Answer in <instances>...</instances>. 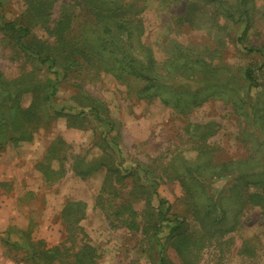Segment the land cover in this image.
I'll use <instances>...</instances> for the list:
<instances>
[{"label": "rangeland", "instance_id": "rangeland-1", "mask_svg": "<svg viewBox=\"0 0 264 264\" xmlns=\"http://www.w3.org/2000/svg\"><path fill=\"white\" fill-rule=\"evenodd\" d=\"M36 1L46 4L35 20L36 39L48 38L41 22L45 19L46 25H51L65 3L72 4L79 22H90L91 12L96 11L95 5L99 3V0H0V19L28 21V4ZM120 1L138 7L143 26L141 39L152 48L165 74L171 67L169 60L184 45L192 54L224 65L227 69L223 71L239 85V91L215 87L206 101L182 112L180 106L168 104L160 97L151 101L140 98L136 93L139 83L134 81L131 85L123 83L108 73L80 77L84 90L107 105L114 120L109 125L98 121L93 113H82L87 108L77 95L79 82H74L71 75L61 77L51 104L47 103L49 109L41 104L43 124L35 130L33 138L7 144L0 150V264H28L24 261L28 242L34 243L36 249L40 247L35 243L38 240L47 248L61 245L64 236L60 212L68 201L84 204L85 218L80 224L88 242L96 248L95 264H160V246L154 247L155 241L149 236L128 227L130 212L124 208L132 205L139 214L146 210L149 206L146 190L155 206L160 204L163 210L169 206L172 217H185L189 229L199 231L200 236V225L194 220L186 193L176 178L186 168L183 161L191 167L199 156L213 163L237 164L232 174L212 178L204 189L194 182V191L200 194L198 200L214 207L218 215H221L219 207L226 209L227 225H234L233 231L223 237L204 238L195 251L196 264H264L262 208L242 206L231 191L233 178L241 169L261 170L264 164V68L261 72L258 69L264 65V56L248 53L238 42L245 24L210 20L212 9L201 2ZM254 5L248 39L260 45L264 42V0H254ZM12 41L0 29V71L10 79L39 65L26 60ZM248 66L260 75L261 84L256 87H248L244 79L243 71ZM38 67L36 79L54 78L45 66ZM178 76L171 72L165 80H180ZM33 98L32 91L25 92L21 106L27 107ZM63 107L67 115L52 114ZM254 109L262 117L258 121ZM80 112V116L72 114ZM50 148L57 151L52 160H47L50 169L62 171L52 182L46 181L38 167ZM99 159L119 172L118 182L106 178L104 166L85 177L74 169ZM245 186L239 183L237 187L245 189ZM213 197H217L216 201ZM172 225L173 222H165L158 237L170 263L181 264L175 247L165 238ZM15 241L22 246L13 244ZM67 244L71 245L70 241Z\"/></svg>", "mask_w": 264, "mask_h": 264}, {"label": "trees", "instance_id": "trees-1", "mask_svg": "<svg viewBox=\"0 0 264 264\" xmlns=\"http://www.w3.org/2000/svg\"><path fill=\"white\" fill-rule=\"evenodd\" d=\"M186 1L190 4L194 1L210 6L209 8L212 9L210 20L213 19L215 22L224 20L226 23L245 24L242 34L238 37V42L243 44L248 53L264 56V42L254 45L248 39V30L253 22L254 0ZM42 2L36 1L28 4L27 11L30 12L28 21L0 19V29L3 35L13 40L14 46L26 60L38 62L39 65L45 66L47 73L54 74V78L46 76L44 80L36 79L35 74L39 76V65L29 70L26 69L11 79L6 78L0 71V150L7 144H16L19 141L33 138L35 130L43 124L41 104L46 110L49 109L47 103L51 104L57 92V83L63 76L71 75L70 78H74V82H79L77 83L80 85L77 87V95L82 99V106L87 108L82 113H93L98 121H105L109 125L114 120L108 112L107 105L100 98L84 90V86L79 81L80 77L84 78L90 73L96 75L108 73L123 83L130 84L134 81L139 83L136 93L140 98H148L151 101L160 97L168 104L175 107L180 106L182 112L206 101L208 93L215 87H229L239 91L237 88L239 85L231 81V76L223 71L227 69L224 65L213 59L192 54L191 51L186 50L184 45H180L172 59L169 60L171 67L165 74L162 71V63L156 60L152 48L143 43L141 39L143 26L138 7L129 3L124 4L120 0H99V3L95 5L96 11L91 12L90 22L87 20L79 22L78 14L71 9L72 4L65 3L58 18L53 23L51 22V25H46L45 19L41 22L48 32V38L36 39L33 28L36 18L42 14L40 9L46 5ZM263 68L264 65H261L258 68L259 72ZM171 72L179 75L181 79L165 80ZM196 73L202 74L201 77L196 76V78L194 76ZM243 76L248 87L261 84L260 75L258 76L254 67H246ZM27 91H32L34 98L30 105L22 107L20 99ZM38 101L40 106L36 105ZM65 110L66 108L63 107L59 111H52V114L67 115L68 112ZM254 113L257 121L258 118H262L255 109ZM72 114L80 116L81 112ZM52 148L44 155V160L38 164L46 181L51 182L56 181L62 175H57L62 172L61 169H50V163L47 161L52 160L57 152L52 151ZM108 164L99 159L95 162L88 161L84 167L76 166L74 169L85 177L93 169L104 166L107 167L106 178L118 182L119 172ZM184 164L186 168L184 167L176 178L181 182L186 193L185 196L194 220H197L200 225V236L199 231L189 229L190 224L185 217H172L169 206L165 210L159 207L160 204L155 206L152 203V196L147 195L146 186L144 194L147 196L146 200L149 205L146 210L139 214L132 205L123 206H126L124 210L130 212L128 227L132 226L140 230L142 234L149 236L155 241L154 247L160 246V264H171L168 255L162 249L163 243H160L158 237L165 222L174 223L165 238L170 240L175 247L182 261L181 264H196L195 251L206 236L223 237L225 233L234 229V225H227L226 209L219 207L221 215H218L214 207L202 204L198 200L200 194L194 191V182L204 189V185L212 183V178L232 174L233 166L237 163L232 161L213 163L211 159L199 156L193 162L194 166L190 167L186 161H183ZM261 168V170H255L254 167L241 169L233 178L231 191L232 195L235 193L239 197L242 206L245 204L258 206L262 208L264 214V164ZM239 183L246 184L245 189L237 187ZM251 188L253 190H250ZM216 198L213 197V200L216 201ZM161 202L164 201L160 200ZM83 205L80 201L65 203L60 212V220L63 224V243L47 248L41 240H38L39 242L35 243L40 247L36 249L34 243L28 242L25 246L27 251L25 263L95 264L98 258L96 248L88 242L87 233L80 224L85 218ZM139 216H141L140 221H138ZM69 241L71 245L67 244ZM13 244L22 246L16 241Z\"/></svg>", "mask_w": 264, "mask_h": 264}, {"label": "crops", "instance_id": "crops-1", "mask_svg": "<svg viewBox=\"0 0 264 264\" xmlns=\"http://www.w3.org/2000/svg\"><path fill=\"white\" fill-rule=\"evenodd\" d=\"M61 224H62V222H61ZM62 227H63V224H62Z\"/></svg>", "mask_w": 264, "mask_h": 264}]
</instances>
